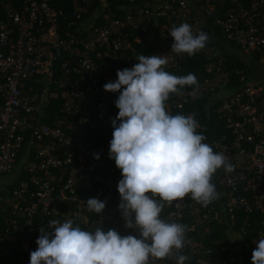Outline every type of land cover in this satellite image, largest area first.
Instances as JSON below:
<instances>
[{
    "label": "built area",
    "instance_id": "built-area-1",
    "mask_svg": "<svg viewBox=\"0 0 264 264\" xmlns=\"http://www.w3.org/2000/svg\"><path fill=\"white\" fill-rule=\"evenodd\" d=\"M98 1L93 8L95 0H72L67 11L59 4L66 0H0L4 14L0 20V177L19 172L26 176L12 189L0 186L6 214L0 256L11 252L6 243L19 244L22 255L13 264H30L40 228L52 231V220L71 219L86 231L101 226L107 230L108 222L123 221L118 208L122 174L109 158L119 93L105 92L104 85L117 80L118 70L138 63L133 45L153 24L168 60L164 70L177 72L187 57L171 51L174 40L169 35L173 25L194 16L186 1L144 0L139 5L131 0L134 5L120 8V14L107 8V0ZM238 1L231 0L232 4ZM193 3L205 21L223 33L226 43L245 54H261L264 65V0H248L246 6L230 4L223 15L216 14V0ZM111 55L116 64L108 62ZM206 73L197 85L170 94L166 109L171 115H194L196 120L194 112L185 110L192 101L205 96L212 106L220 101L214 111L228 135L204 142L228 157L234 171L221 168L214 173L219 196L207 207L190 195L165 203L160 218L186 225L185 245L172 257L150 258L149 264H177L179 255L188 257L185 264L193 260L194 264L233 263L228 249H206L190 233L207 232L240 211L261 214L257 242L264 238V86L257 80L247 82L244 72L224 56L211 61ZM235 77L241 85L230 90ZM197 132L205 136L209 131L199 124ZM20 159L24 165L15 173ZM89 198L106 201L102 214L89 211ZM125 231L139 238L137 230ZM220 252H227L226 258ZM210 254L213 259L207 258Z\"/></svg>",
    "mask_w": 264,
    "mask_h": 264
},
{
    "label": "clouds",
    "instance_id": "clouds-1",
    "mask_svg": "<svg viewBox=\"0 0 264 264\" xmlns=\"http://www.w3.org/2000/svg\"><path fill=\"white\" fill-rule=\"evenodd\" d=\"M169 35L174 40L171 51L188 56L204 49L209 39L203 31L194 34L187 23L173 25ZM137 59L131 68L118 70L117 80L105 84L104 91L119 93L109 158L122 174L118 208L124 226L137 230L139 238L103 226L82 230L71 219L52 220V231L40 228L30 264H149L150 258L172 257L185 245L186 226L160 218L165 203L171 205L190 195L207 207L219 196L211 182L214 173L221 168L234 171L228 157L214 152L204 142L205 136L198 134L194 115H171L166 109L170 94L197 85L195 75L165 71L168 60L164 55ZM94 158L100 157L94 154ZM86 204L99 215L106 201L89 198ZM254 243L252 264H264V238ZM187 259L179 255L177 264Z\"/></svg>",
    "mask_w": 264,
    "mask_h": 264
},
{
    "label": "trees",
    "instance_id": "trees-1",
    "mask_svg": "<svg viewBox=\"0 0 264 264\" xmlns=\"http://www.w3.org/2000/svg\"><path fill=\"white\" fill-rule=\"evenodd\" d=\"M106 3H107V8L110 9L111 11H116L117 14H120L118 11L120 8H128L130 5H134V3L131 2V0H107ZM59 4L60 7L64 10L71 11L72 9V0H66V4H62V3ZM136 4L143 5L144 0H137ZM228 4L229 5L232 4L231 0H228ZM239 4L246 6L248 4V0H239L238 4H232V5L233 7H235L238 6ZM98 5H99V1L95 0L94 5L92 6L94 8ZM3 18H4V14L0 9V20H2ZM185 23L189 24L191 27L195 26V24L196 26H200L202 31L205 32L209 37L204 49H208L211 51H209L208 54L200 50L193 56L187 55V57L183 61H181L179 70L177 72H172L171 70H166V69L165 71H168L169 73L176 76H186L187 74L192 73L195 75L197 81H201L204 77L208 76V74L206 73V67L211 62V60L213 61L219 56H224L228 59H232L234 61L235 67L241 69L244 72V77L246 81L249 79L250 75H248V72L246 71V69L243 68L241 63H238L236 61L234 56L229 55L225 52H220L215 54L214 51H212L213 49H216L217 47L220 46L221 48H223V45H221L222 42L220 41L223 40L225 41L223 33L217 27H213L210 22L202 23L201 21H199V19L196 16H194L191 19V21ZM193 33L198 34L194 31ZM142 38H144V36ZM214 38H217V40H215ZM154 45L158 47V49H161V47L158 45L157 39ZM139 46H141L140 43L137 45V48ZM143 55L151 56V49L144 51ZM211 55H215V56L212 57V59H210L209 57ZM252 55L255 60L261 58V54L252 53ZM115 58H116L115 56L111 55L108 62H112L113 64H116L114 62ZM137 62H139L138 59ZM261 83L263 82L261 81ZM240 85L241 84L238 82V77H235L233 84L230 87V90L239 87ZM184 88L190 89L191 86H185ZM219 104L220 101L216 102L215 106H212L210 97L205 96L201 99L192 101L191 104L186 106L185 109L186 112H194L196 116V121L200 125L208 128L209 132L205 133V137L207 140H212V139L219 140L223 134L228 135V132L226 131L222 120L219 119V114L216 113V111H214L216 110L217 105ZM97 122L98 119L95 118L93 127L97 125ZM19 165H24V161L22 159L18 160L17 166L15 167L13 172L15 173L18 172L17 170ZM25 177L26 176L23 173L19 172L18 176H15V174L13 173L8 179L9 180L8 184L6 183L4 184V186L7 189H12L13 187L12 185H14L18 179H24ZM1 178H4V176ZM211 182L213 183V178ZM2 195L3 193L0 190V196ZM2 206L3 204L0 203V231H3V229L5 228L4 221L6 214L3 211ZM261 221H262V216L257 211H254L251 214H247L243 211H240L235 213L233 219H230L227 216L222 221L215 223L214 226L211 227L207 232L197 229V231L190 233V236H193L198 241H200L206 249L216 251L219 249V247H225L226 249H228L227 251H230L233 254V251L228 244L229 234L233 232L236 235H240L241 247H242L241 254L243 256L242 264H252V252L256 248V244L254 242H257L258 232L262 228ZM110 223L112 222H108L107 226H109ZM117 232H119L122 236H124V234L121 231H117ZM5 245L10 246L11 252L6 256H0V264H13L22 255V252H20L18 248L19 244L17 243L12 244L11 242H9L6 243ZM220 254L224 258H226L227 252H220ZM233 256L235 261L230 264H239L237 262V255L233 254ZM207 258L213 259L214 256L213 254H210L207 255ZM192 264H194V260Z\"/></svg>",
    "mask_w": 264,
    "mask_h": 264
},
{
    "label": "crops",
    "instance_id": "crops-1",
    "mask_svg": "<svg viewBox=\"0 0 264 264\" xmlns=\"http://www.w3.org/2000/svg\"><path fill=\"white\" fill-rule=\"evenodd\" d=\"M187 3H189L190 5H192L193 7V13L194 16H196L199 21H201L202 23H205V19L202 15V13L200 12V9L198 7V5H195L193 3V0H184ZM229 7L228 4V0H216V14L217 15H223L227 9ZM193 16V17H194ZM191 21V20H190ZM189 22V21H188ZM197 23V22H196ZM202 31V29L200 28V26H193L192 30L196 33H199V31ZM156 35H157V27L155 24H153L149 29L147 34L144 36V38H141L139 40V42H137L136 44L133 45L134 51L136 53L137 56L139 55H143V52L146 50L151 49V55H157V56H163V52L161 49H158V47H156L154 44L156 42ZM215 40H217V38H214ZM222 42L221 45H223V48L217 47L216 49H213L212 51H214L215 54L220 53V52H225L229 55H232L235 57L236 61L238 63H241V65L243 66L244 69H246V71L248 72V75H250L249 79L247 80L248 82L251 81H264V65L262 64L261 59H254L252 54H245L239 50H237L236 48L232 47L231 45H229L228 43H226V41H220ZM140 43L141 46H139L137 48V45ZM212 57V56H211ZM112 223L109 224V229H114L116 231H121L124 235H126V231H125V226L124 225H120L116 226V227H111ZM228 244L229 247L232 249V251L236 254L237 252L240 253V255H237V262L239 264H242L243 261V256L241 254V237L240 235H230L229 239H228Z\"/></svg>",
    "mask_w": 264,
    "mask_h": 264
},
{
    "label": "rangeland",
    "instance_id": "rangeland-1",
    "mask_svg": "<svg viewBox=\"0 0 264 264\" xmlns=\"http://www.w3.org/2000/svg\"><path fill=\"white\" fill-rule=\"evenodd\" d=\"M198 31H199V29H198ZM199 32H200V31H199ZM211 56L214 57L215 55H211ZM212 57H209V58L212 59ZM211 61H212V60H211ZM247 82H248V81H247ZM262 85L264 86V81H263ZM9 177H10V176H6V177H4V178H1V177H0V186H1V185H4V184H6V183L8 184V182H9L8 178H9ZM221 212L224 213V211H221ZM122 222H123V221H117V220H115L114 223H112V226H113V227H116V226H119V227H120V225L122 224ZM110 226H111V225H110ZM112 226H111V227H112ZM231 234H232L233 236L236 235V234H234V233L232 232V233L229 234V237H230ZM234 252H235V251H234ZM234 252H233V254H235ZM237 253H238V252H237ZM237 253H236V254H237ZM237 255H240V253H238Z\"/></svg>",
    "mask_w": 264,
    "mask_h": 264
}]
</instances>
